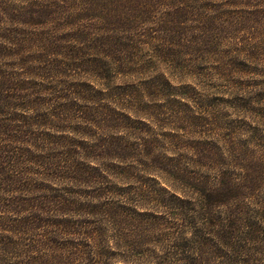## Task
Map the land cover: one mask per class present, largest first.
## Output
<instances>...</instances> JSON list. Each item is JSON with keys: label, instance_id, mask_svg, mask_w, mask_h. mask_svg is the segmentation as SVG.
Here are the masks:
<instances>
[{"label": "rangeland", "instance_id": "1", "mask_svg": "<svg viewBox=\"0 0 264 264\" xmlns=\"http://www.w3.org/2000/svg\"><path fill=\"white\" fill-rule=\"evenodd\" d=\"M0 82L10 87L0 90V124L11 125L18 154L0 182V244L12 263H153L170 240L212 233L199 207L173 210L162 188L190 197L194 184L213 188L226 171L247 199L238 227L232 202L212 209L236 231L225 253L242 259L248 232L261 260L264 0H0ZM77 142L112 150L87 186L55 171ZM224 142L243 154L234 167ZM62 199L70 211L59 212ZM146 208L157 211L145 217L151 229L126 235L149 239V256L118 250V214L143 226ZM216 257L208 252L206 263L224 264Z\"/></svg>", "mask_w": 264, "mask_h": 264}, {"label": "trees", "instance_id": "2", "mask_svg": "<svg viewBox=\"0 0 264 264\" xmlns=\"http://www.w3.org/2000/svg\"><path fill=\"white\" fill-rule=\"evenodd\" d=\"M9 84L5 82H0V90L1 89H9ZM1 131L3 133L2 137H0V182H6V178L8 175V171L10 170V161L14 158L18 157L16 150L8 145L11 138H8L6 136V132L12 130L11 125L7 124H0ZM118 143H121V140H117ZM118 143H114L118 144ZM225 146L227 148L226 154L227 156H230L231 158V166L234 167V164H237L238 161L241 162V154L237 151H233L232 147L228 145L226 142ZM76 148L74 151H67L66 153L61 154L57 165L55 167V171L60 177V180L63 181L66 185H80V186H87L90 184H93L97 179H99V176L101 175L100 171H104L103 169H107L108 163H103L102 160L106 159V156L109 155V152H112V150L108 148H101L99 146L89 147L84 143L77 142L75 144ZM96 153V151H98ZM125 154L127 152H131L130 154H133V150L130 149H124L123 150ZM98 154V155H96ZM124 153H120V156L118 157V160H129V158H135L132 155H125ZM238 155V156H237ZM243 155V154H242ZM240 159V160H239ZM114 168H119L117 165H112ZM124 171V170H123ZM100 173V174H98ZM230 173V171H226L225 173H222L220 175H217L218 185L213 188H201V185H193L191 188V196L185 197L182 194L180 196L176 194H171L169 191H167L165 188H162L161 194L165 193L168 195L171 199V204H173V210L175 208L180 209H187L188 205H194L195 207H199V210L203 212L206 215V219L202 221V224H205V227L209 229L211 234H208L205 236H202V229L196 230L192 236V238L188 239L190 240H177L173 239L170 240L171 246L170 249L163 251V253L160 252V256L156 253H152L155 255H150L154 260H156L153 263L150 264H207L205 256L208 252H211L215 255H217L216 258H220V261L224 264H253V262H259L261 264H264V253L257 252L260 254L261 260L258 261V259H253L250 254V250L252 249L251 244H255L254 241H250L248 237H252L253 235L246 232L245 234L247 238H245V253L240 256L237 259L235 256H230V253L226 252L227 249L231 250V240L233 239L232 235L235 234L236 231H231V225L233 223L232 218L230 219V222L227 226L222 225L223 222H219L213 215H212V209L213 207H220L225 204V201L232 202L235 212L232 213V217L234 220H236V223L234 227L237 226V224L242 220H244V215H242L243 212V206L244 202L247 199V197L242 196L244 193H242L243 189L239 188L238 185L233 184L232 180H229L227 177V174ZM241 173H243L241 171ZM125 174V172H124ZM229 175V174H228ZM234 175V174H232ZM127 178V177H126ZM129 180V179H127ZM7 183V182H6ZM3 184H0V188ZM183 193V192H182ZM1 198V197H0ZM58 198H62L58 196ZM170 202V201H169ZM215 202H219V204H215ZM140 204V203H139ZM262 208L264 209V200L261 201ZM126 206V205H125ZM127 206L130 207L129 204ZM142 206V205H139ZM172 206V205H171ZM59 212H67L71 210V206L69 205V201L66 199H62V201L58 204ZM127 207V208H129ZM119 208H122L119 207ZM143 208V207H142ZM163 208V207H162ZM161 210V207L159 208ZM164 210L168 208H163ZM112 209H108L110 211ZM128 210V209H127ZM137 210V209H136ZM146 210L141 211V213H138V211H134L135 213H138V217H143V219H138V222L143 226H134L130 225V222L135 224V220L131 217L126 210V213H120L118 214L121 218L118 220L120 221L121 225H119V232H115L114 237L116 238L115 241L117 242V239L124 240L122 247L119 249H122V251H130V255H136V256H149L148 250L146 249L148 246L149 239H144L143 235L141 238H138L137 230L132 231V234L130 236L126 235V231H128L129 228H135V229H143V234H147L148 231L151 229L149 222L145 217H153L155 213L157 212L156 209H144ZM192 212L195 214L196 209L192 208ZM131 212V210H128ZM165 214H167L169 211H164ZM176 213V212H175ZM264 214V210L262 211ZM134 214V213H133ZM113 218L116 216L112 215ZM212 220V221H211ZM250 219L247 220L249 222ZM109 221H111V218H109ZM65 221H62L61 224H64ZM68 223V221H67ZM253 225L252 221L249 222ZM70 224V223H69ZM192 224V223H191ZM195 225H199V223H194L193 228ZM247 223L245 224V226ZM238 227V226H237ZM138 230V231H139ZM193 230V229H192ZM201 230V231H200ZM4 232L10 233V231L2 230L3 234ZM200 231V232H199ZM127 233V234H128ZM240 233V231H239ZM70 234V233H69ZM74 235V234H72ZM194 239V240H192ZM127 240V241H126ZM129 240V241H128ZM119 242V241H118ZM199 243V246L202 247V250H199L196 244ZM110 248L114 249V251L111 253L112 255L118 254L115 252L116 248ZM209 249V251L205 254L203 259L204 250ZM9 250L5 249L4 244H0V264H15L12 263L8 257H10V254H8ZM80 253H74V256H79ZM92 258V257H90ZM240 260V261H239ZM98 264L96 261H93V259L88 260V264L92 263ZM129 262V261H128ZM126 263V262H124ZM45 264V262H44ZM110 264V263H109ZM117 264V263H116ZM128 264V263H126Z\"/></svg>", "mask_w": 264, "mask_h": 264}]
</instances>
